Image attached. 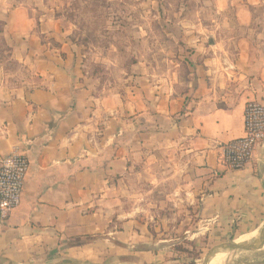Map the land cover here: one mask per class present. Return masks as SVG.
<instances>
[{
  "label": "crops",
  "instance_id": "obj_1",
  "mask_svg": "<svg viewBox=\"0 0 264 264\" xmlns=\"http://www.w3.org/2000/svg\"><path fill=\"white\" fill-rule=\"evenodd\" d=\"M196 7L171 21L183 48L181 62L168 52L165 78L142 63L134 85L101 91L74 50L37 32L50 19L11 11L17 67L0 60V162L17 151L30 168L21 205L0 225V264H176L142 222L147 182L164 185V201L188 202L194 230L264 224V147L241 170L218 160L244 135L247 102H264V0Z\"/></svg>",
  "mask_w": 264,
  "mask_h": 264
},
{
  "label": "rangeland",
  "instance_id": "obj_2",
  "mask_svg": "<svg viewBox=\"0 0 264 264\" xmlns=\"http://www.w3.org/2000/svg\"><path fill=\"white\" fill-rule=\"evenodd\" d=\"M199 1L0 0V60L10 68L17 67L13 58L15 43L5 33L6 19L13 9L26 7L36 18L46 22L50 19L49 24H40L37 32L44 28L47 32L42 36L46 42L74 50L99 91L103 88L124 90L134 85L142 75L136 67L142 63L145 68L157 67L151 70L153 77L165 78L168 52L181 62L178 51L183 48L182 43L178 44L177 40L168 36L170 32L177 37L182 33V26H174L171 21L173 17L182 16L185 10H195ZM201 1L212 7L215 0ZM206 15L212 17V10L208 8ZM57 19H60L59 24L54 23ZM144 75L147 76V73ZM163 186L157 188L150 182L144 184L148 212L143 215L142 222L147 223L153 239L170 243L168 250L174 254L176 264H205L208 255L222 249V244L253 232V229L239 231L237 227L228 234L209 227L202 231L194 230L195 226H192L197 217L188 215L184 207L188 202L162 200L164 194L160 192ZM176 190L181 191L178 185ZM156 200L163 206L162 213L151 214L150 209H157ZM172 211L174 215H171ZM263 229L264 224L258 229L256 237L246 242L257 240ZM226 250L229 256L224 264H264V246L253 250Z\"/></svg>",
  "mask_w": 264,
  "mask_h": 264
},
{
  "label": "built area",
  "instance_id": "obj_3",
  "mask_svg": "<svg viewBox=\"0 0 264 264\" xmlns=\"http://www.w3.org/2000/svg\"><path fill=\"white\" fill-rule=\"evenodd\" d=\"M219 163L226 170L244 169L259 147H264V102L252 99L244 111V135L221 146ZM30 168L29 158L17 151L0 162V225L22 202L24 183Z\"/></svg>",
  "mask_w": 264,
  "mask_h": 264
},
{
  "label": "water",
  "instance_id": "obj_4",
  "mask_svg": "<svg viewBox=\"0 0 264 264\" xmlns=\"http://www.w3.org/2000/svg\"><path fill=\"white\" fill-rule=\"evenodd\" d=\"M264 246V229L260 233V237L255 240L252 243H237L235 240L222 244L220 248L223 249H247V250H253V249H259L260 247ZM212 256V253H210L207 257V261L205 264L208 263V260ZM49 264H70L67 262H61V263H49Z\"/></svg>",
  "mask_w": 264,
  "mask_h": 264
},
{
  "label": "bare ground",
  "instance_id": "obj_5",
  "mask_svg": "<svg viewBox=\"0 0 264 264\" xmlns=\"http://www.w3.org/2000/svg\"><path fill=\"white\" fill-rule=\"evenodd\" d=\"M261 231V230H260ZM258 229L254 230L253 232L249 233V234H244L242 236H240L238 239H236L235 241L237 243H246V241H248L251 238L256 237V235L258 234ZM244 241V242H242ZM251 243V242H249ZM228 251L226 249H218L217 251H215L212 256L210 257V259L208 260L207 264H224L228 258Z\"/></svg>",
  "mask_w": 264,
  "mask_h": 264
},
{
  "label": "trees",
  "instance_id": "obj_6",
  "mask_svg": "<svg viewBox=\"0 0 264 264\" xmlns=\"http://www.w3.org/2000/svg\"><path fill=\"white\" fill-rule=\"evenodd\" d=\"M186 111V108H184L183 110H182V113H184Z\"/></svg>",
  "mask_w": 264,
  "mask_h": 264
}]
</instances>
